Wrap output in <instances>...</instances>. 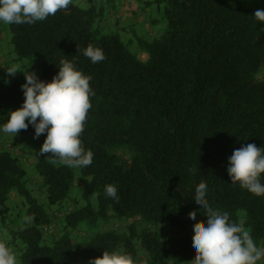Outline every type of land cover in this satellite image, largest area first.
<instances>
[{
	"label": "trees",
	"instance_id": "16d2710c",
	"mask_svg": "<svg viewBox=\"0 0 264 264\" xmlns=\"http://www.w3.org/2000/svg\"><path fill=\"white\" fill-rule=\"evenodd\" d=\"M156 1L165 4L167 29L151 41L140 39L146 61L118 35L96 28L99 13L92 4L84 9L72 1L45 21L9 25L15 54L39 60L41 80L51 81L59 61L68 59L91 76L95 91L80 137L94 153L92 165L78 169L86 179L80 200L69 197L74 167L38 155L46 134L36 139L37 188L55 205L50 211L27 187L17 150L0 146V225L18 264H89L105 250L128 253L135 264H192L188 214L207 219L193 200L201 182L210 205L242 222L264 247V195L232 183L226 170L234 149L264 147V23L253 16L259 8L242 0ZM89 44L104 51L103 62L93 64L83 55ZM8 67L0 65V125L24 101L25 76L18 69L9 77ZM20 132L34 135V128ZM107 184L117 187L118 202L104 195ZM9 198L31 222H16ZM109 209L132 222L73 237V229L95 225ZM138 219L159 229L138 227Z\"/></svg>",
	"mask_w": 264,
	"mask_h": 264
},
{
	"label": "clouds",
	"instance_id": "9594fccd",
	"mask_svg": "<svg viewBox=\"0 0 264 264\" xmlns=\"http://www.w3.org/2000/svg\"><path fill=\"white\" fill-rule=\"evenodd\" d=\"M71 3L72 0H0V23L35 24L58 11H67ZM253 16L264 23V9H257ZM83 55L93 64L106 59L104 51L91 44L83 50ZM58 69L51 81L41 80L35 71L23 73L24 101L19 108L8 112L7 121L0 125V133L15 137L32 126L33 139L46 134L38 155H50L66 166L86 168L92 165L94 153L85 149L80 137L92 107L90 97L95 95L90 86L92 78L68 59H61ZM6 72L13 77L18 67L10 66ZM226 170L232 183H238L257 197L264 195V147L247 143L234 149ZM194 191L197 209L207 219L205 224L197 226V212L188 214L194 229L192 251L196 258L192 264H257L264 260V247L256 244L243 223L230 221L227 212L221 213L210 205L209 190L203 182L195 185ZM104 195L119 201L118 189L113 184L105 186ZM32 219L24 217L26 222ZM0 264H18L14 251L3 241H0ZM89 264H135V261L128 253L105 250L102 256L90 258Z\"/></svg>",
	"mask_w": 264,
	"mask_h": 264
},
{
	"label": "rangeland",
	"instance_id": "374dc122",
	"mask_svg": "<svg viewBox=\"0 0 264 264\" xmlns=\"http://www.w3.org/2000/svg\"><path fill=\"white\" fill-rule=\"evenodd\" d=\"M81 8H88L91 4L95 7L99 13L96 19V28L103 33L116 34L122 40V42L128 44V48L141 60L146 61L148 53L143 45L140 44V39L151 41L154 38L161 37L167 29V23L164 15V2H157L156 0H93L92 3L89 0H72ZM242 2L248 8L264 9V0H242ZM10 31L9 25L0 23V65L1 66H17L23 73L27 71H35L37 75H40L41 64L39 60L32 56L18 57L12 44L9 42ZM0 144L10 149V145L13 149H16L20 156V161L26 171L25 179L29 189H31L34 197L39 202L44 204V208L47 211L55 208V205H49L46 203V197L44 192L38 190V183L41 178L36 168L37 162V140L33 139V134H23L19 132L15 137L11 134L0 133ZM10 151V150H9ZM14 154V151L11 150ZM55 164H60L56 159H52ZM75 173L72 181L69 184V197L71 199H81V192L86 183V179L81 177L78 169L74 168ZM14 198H9L8 205L13 206L11 213L15 217L17 215V221L23 218L22 207L14 206ZM68 200V199H67ZM91 202L96 201V196L91 197ZM131 220L123 216H118L115 211L109 209L105 218H99L95 225H89L87 223L80 224L77 229L71 231L74 238L81 240L91 237L97 231H105L110 229H119L125 227ZM140 222V223H139ZM205 224V221L201 222L197 215L196 225ZM146 226L151 230H158L159 227L155 224H147L146 222L138 219L136 226ZM161 228V231H164ZM0 241H3L9 246L17 256V252L12 244H10L9 237L5 228L0 225ZM138 257L141 258L140 252ZM18 260V258H17Z\"/></svg>",
	"mask_w": 264,
	"mask_h": 264
},
{
	"label": "crops",
	"instance_id": "0c3cea01",
	"mask_svg": "<svg viewBox=\"0 0 264 264\" xmlns=\"http://www.w3.org/2000/svg\"><path fill=\"white\" fill-rule=\"evenodd\" d=\"M1 56H2V55H1V53H0V59H1ZM0 146H1V144H0Z\"/></svg>",
	"mask_w": 264,
	"mask_h": 264
}]
</instances>
